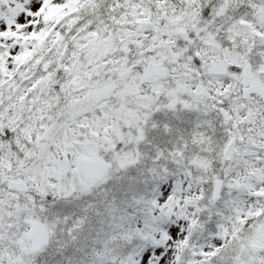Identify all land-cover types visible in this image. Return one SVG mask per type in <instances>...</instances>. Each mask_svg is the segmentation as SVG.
<instances>
[{
    "label": "snow or ice",
    "instance_id": "snow-or-ice-1",
    "mask_svg": "<svg viewBox=\"0 0 264 264\" xmlns=\"http://www.w3.org/2000/svg\"><path fill=\"white\" fill-rule=\"evenodd\" d=\"M0 264H264V0H0Z\"/></svg>",
    "mask_w": 264,
    "mask_h": 264
}]
</instances>
